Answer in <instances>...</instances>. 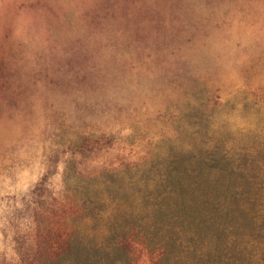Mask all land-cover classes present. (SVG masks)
<instances>
[{
    "label": "rangeland",
    "instance_id": "obj_1",
    "mask_svg": "<svg viewBox=\"0 0 264 264\" xmlns=\"http://www.w3.org/2000/svg\"><path fill=\"white\" fill-rule=\"evenodd\" d=\"M181 184L195 244L264 264V0H0V264H35L66 212L183 216Z\"/></svg>",
    "mask_w": 264,
    "mask_h": 264
},
{
    "label": "trees",
    "instance_id": "obj_2",
    "mask_svg": "<svg viewBox=\"0 0 264 264\" xmlns=\"http://www.w3.org/2000/svg\"><path fill=\"white\" fill-rule=\"evenodd\" d=\"M194 191L193 186L188 184H181L176 190L166 188L162 200L176 194V203L172 204L183 216L172 215L171 218H165L162 213L168 207L162 203H154L147 209L145 216L139 219L140 226L135 227L121 223V220L113 218L115 216L108 213L105 215L102 213L100 220L87 217L76 220L72 213L67 214V212L66 216L63 214L59 218H52L47 237H40L34 262L35 264H132V241L153 247L160 257L167 254L168 248L179 250L180 252L170 256V264L218 263L212 258L218 259L221 264L228 262L232 256H226V248L222 247L221 243H207L201 246L195 244L196 241L199 243L197 230L200 228V233L205 232V227L211 220L206 217L191 216L196 207H206L204 203L198 205L192 200H186V196ZM70 207L71 210L77 209V205ZM95 222L99 225L97 229L91 227ZM112 224H117L118 227L111 230ZM212 253L214 254L210 258Z\"/></svg>",
    "mask_w": 264,
    "mask_h": 264
}]
</instances>
